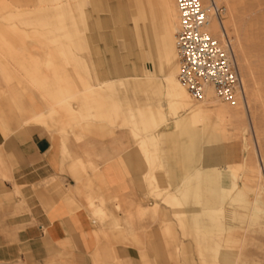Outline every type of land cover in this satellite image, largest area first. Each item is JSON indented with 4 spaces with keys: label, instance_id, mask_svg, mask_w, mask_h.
I'll return each instance as SVG.
<instances>
[{
    "label": "rangeland",
    "instance_id": "1",
    "mask_svg": "<svg viewBox=\"0 0 264 264\" xmlns=\"http://www.w3.org/2000/svg\"><path fill=\"white\" fill-rule=\"evenodd\" d=\"M163 1L140 0L148 20L138 21L136 31L135 0H0L1 177L13 160L6 144L33 126L28 98L42 105L46 130L75 132L86 121H113L129 129L145 172L111 215L94 213L89 202L96 205L97 198L86 199L105 244L93 264H125L110 255L113 244L128 246L134 264H264V0H214L223 9L222 32L243 99L230 105L212 98L210 109L234 112L236 123L220 116L187 125L149 147L145 159L134 135L173 126L167 67L163 63L161 72V64L159 71L152 65L165 54ZM176 27L174 15L167 25L173 49ZM170 60L176 67V56ZM144 70L158 79L124 80ZM192 104L200 109L205 99ZM154 171L161 172L160 188L175 189L187 177L171 204L156 198L149 178ZM155 203L153 212L148 206Z\"/></svg>",
    "mask_w": 264,
    "mask_h": 264
},
{
    "label": "crops",
    "instance_id": "2",
    "mask_svg": "<svg viewBox=\"0 0 264 264\" xmlns=\"http://www.w3.org/2000/svg\"><path fill=\"white\" fill-rule=\"evenodd\" d=\"M135 2L139 6L134 29L138 31V21L144 23L148 19L140 0ZM163 2L166 26L161 30V52L165 54L161 57L158 54V62L153 60L152 65L159 71L161 64V72L163 63L167 67L163 80L173 126L169 131L134 135L145 159L151 155L149 147L156 148L160 141L170 140L187 125L196 126L203 119L220 116L236 123L234 112L213 105L210 109V95L198 109L176 82L177 65L170 63L175 49L167 33V25L170 26L176 11L173 4L169 6V0ZM4 74L7 75L5 69ZM130 79L148 82L158 77L155 72L144 70L142 77L128 76L124 80ZM28 104L33 126L8 141L5 149L13 160L5 165V177H1L0 171V264H93L95 254L101 253L105 244L87 209L86 199L97 198L98 204L89 202L94 213L111 215L138 185L145 166L133 150V138L127 127H118L113 121H86L75 132L46 130L49 125L44 120L42 105L30 98ZM75 120L76 117L71 119ZM157 177H161L160 171L149 177L156 198L161 196V200L171 204L175 189L187 177L175 189L160 188ZM148 208L155 212L157 203ZM133 254L121 244H113L110 250L111 256L116 255L125 264H134ZM142 261L147 264L145 259Z\"/></svg>",
    "mask_w": 264,
    "mask_h": 264
},
{
    "label": "built area",
    "instance_id": "3",
    "mask_svg": "<svg viewBox=\"0 0 264 264\" xmlns=\"http://www.w3.org/2000/svg\"><path fill=\"white\" fill-rule=\"evenodd\" d=\"M174 33L176 79L193 101L207 95L234 105L243 97V86L228 39L214 37L207 28L211 17L221 22L222 7L211 5V16L201 0H176Z\"/></svg>",
    "mask_w": 264,
    "mask_h": 264
},
{
    "label": "bare ground",
    "instance_id": "4",
    "mask_svg": "<svg viewBox=\"0 0 264 264\" xmlns=\"http://www.w3.org/2000/svg\"><path fill=\"white\" fill-rule=\"evenodd\" d=\"M207 2H208V5H207V12H210V14H208L209 16H211V5L214 3L215 5H217L215 2H214V0H206ZM174 11H176V8H175V10ZM14 13V12H13ZM211 19H212V17H211ZM215 21H212V20H210V22H209V26H208V28H207V30H208V32H210L214 37H216L217 35L216 34H218V33H220L223 37H226V36H224L225 34L222 32L223 31V28H222V25H221V22L219 21V20H216V19H214ZM176 21H177V13H176ZM15 24V23H14ZM224 34V35H223ZM219 35V34H218ZM220 37V36H219ZM217 38V37H216ZM224 39V38H223ZM220 40V39H219ZM175 49V48H174ZM173 56H174V58H175V56H176V54H175V50H173ZM175 80H176V82L178 83V81H177V79H176V74H175ZM178 85L184 90V88L178 83ZM242 99H243V97H242ZM242 99H241V102H242ZM201 101H203V99L201 100ZM201 101H198V102H201ZM213 101V100H212ZM240 102V103H241ZM244 102V101H243ZM244 105H245V103H244ZM241 106H242V104H241ZM243 107V106H242ZM245 113H246V111H245ZM226 117V116H225ZM77 119V118H76ZM76 121V120H75ZM246 145V144H245ZM245 147V146H244ZM245 149V148H244ZM175 200L176 201H178V198H175Z\"/></svg>",
    "mask_w": 264,
    "mask_h": 264
}]
</instances>
